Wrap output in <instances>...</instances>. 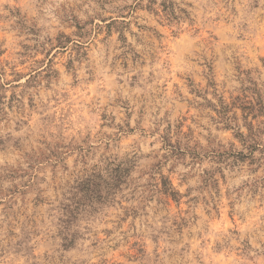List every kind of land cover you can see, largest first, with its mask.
I'll return each instance as SVG.
<instances>
[{"label": "rangeland", "instance_id": "rangeland-1", "mask_svg": "<svg viewBox=\"0 0 264 264\" xmlns=\"http://www.w3.org/2000/svg\"><path fill=\"white\" fill-rule=\"evenodd\" d=\"M0 264H264V0H0Z\"/></svg>", "mask_w": 264, "mask_h": 264}, {"label": "trees", "instance_id": "trees-1", "mask_svg": "<svg viewBox=\"0 0 264 264\" xmlns=\"http://www.w3.org/2000/svg\"><path fill=\"white\" fill-rule=\"evenodd\" d=\"M118 174H116V176L114 177L115 180H117ZM116 186V184H115ZM165 190L167 191V188H165ZM169 194H173V192L168 191ZM112 193H78V201H76V203H78V208L79 206L84 204V201L87 200L88 201H92V199H96V200H100L103 197L106 198L108 195H110ZM71 204H67L65 205V212L67 213L66 215H68V217L71 216V213L73 212L74 209H76V207L69 209V207H71Z\"/></svg>", "mask_w": 264, "mask_h": 264}]
</instances>
